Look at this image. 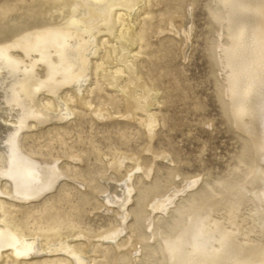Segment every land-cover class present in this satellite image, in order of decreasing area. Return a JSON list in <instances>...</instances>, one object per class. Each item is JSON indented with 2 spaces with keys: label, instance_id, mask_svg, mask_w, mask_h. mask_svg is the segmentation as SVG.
Returning a JSON list of instances; mask_svg holds the SVG:
<instances>
[{
  "label": "bare ground",
  "instance_id": "1",
  "mask_svg": "<svg viewBox=\"0 0 264 264\" xmlns=\"http://www.w3.org/2000/svg\"><path fill=\"white\" fill-rule=\"evenodd\" d=\"M196 2L0 0V264H264V0H207L238 163L212 180L153 146L174 66L161 61L175 44L189 59ZM87 117L123 119L108 124L121 144H145L101 153L81 132L68 144ZM96 204L111 218L100 230L85 224Z\"/></svg>",
  "mask_w": 264,
  "mask_h": 264
},
{
  "label": "rangeland",
  "instance_id": "2",
  "mask_svg": "<svg viewBox=\"0 0 264 264\" xmlns=\"http://www.w3.org/2000/svg\"><path fill=\"white\" fill-rule=\"evenodd\" d=\"M196 1L193 14L195 36L192 39L189 59L186 62L182 61L177 54L178 44H175L173 52L161 61L165 66L174 65L171 67L172 73L178 77L180 87L176 90L171 88L174 84L173 74L163 77L164 82L161 83V87L165 92L163 96L165 95L166 101L159 108L156 107V111L161 109V112L167 116V122L158 130L153 146L162 154L172 151V160L176 161L180 171L188 174L208 173L210 178L215 180L227 176L231 168L238 163L243 141L240 135L225 122L217 91L221 80L217 72H212L208 57V42L212 39V32L208 27L207 0ZM174 7L178 8L175 5ZM152 41L159 43L158 39ZM196 103L201 104V108H195ZM89 119L87 117L81 128H76L66 137L68 144H77L79 132L86 142L82 145L84 149L89 148L87 141L93 138L97 141L101 153L108 151L110 142H113L112 148L128 151H139L145 144V138L139 135H136V138L132 136L128 145L121 144L118 134L120 126L108 124L117 121L122 123L123 119L99 121L93 127ZM209 122L212 123L211 126ZM56 147L59 148L58 145ZM161 156L162 158L156 160L157 165L162 169L159 175L167 172L166 169L172 161L169 162L165 156ZM87 164L96 173L102 166L93 156L91 160H87ZM98 206L99 204H96L95 209L90 207V213H93L91 215L89 213L85 220V224H91L95 230L109 226L111 222V218Z\"/></svg>",
  "mask_w": 264,
  "mask_h": 264
}]
</instances>
